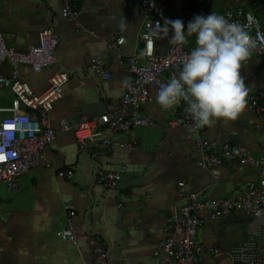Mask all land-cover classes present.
<instances>
[{"label": "crops", "instance_id": "crops-1", "mask_svg": "<svg viewBox=\"0 0 264 264\" xmlns=\"http://www.w3.org/2000/svg\"><path fill=\"white\" fill-rule=\"evenodd\" d=\"M141 1L73 0L78 8L75 26L60 16L62 0H0V35L6 47L23 53L37 43L42 29H51L58 41L57 64L38 74L28 66H19L21 79L40 93L56 71L68 74L63 97L49 114L57 138L47 148L43 164L17 179L19 193L5 195L0 188V264H91V248L82 241H59L56 233L61 230L101 237L109 264H155L153 251L165 239V219L178 207V183H184L187 192L209 187L211 197H230L259 179L257 170L232 161L211 170L197 167L198 158L191 156L192 141L180 129L163 127L166 120L186 113L183 102L163 110L154 97L153 102L141 107V115L156 121L157 129L136 128L133 138L101 130L102 136L85 152L78 150L72 133L59 130L61 119L74 125L82 117L96 120L118 111L128 80L126 62L141 49ZM252 1L261 3V9L254 13L260 17L264 33V0ZM190 7H202L206 15H222L230 8V0H224L221 7L217 0H204L202 4L192 0ZM193 18H186V26ZM122 20L126 23L123 30L119 27ZM118 37L125 42L104 58L110 79L103 81L91 71V61L95 52L104 50ZM170 46L167 39H157L155 53L165 54ZM183 46L190 51L195 46L194 37ZM11 72L7 63H0V76L7 77ZM241 75L250 91H264V57L250 59ZM151 93L154 96L153 89ZM16 107L11 93L0 90V119ZM202 137L244 147L254 157L264 156V119L247 108L235 121H217L203 128ZM105 138L116 146L104 145ZM132 141L130 150L119 146ZM122 166L126 170L116 190L108 191L95 180L98 171L116 172ZM58 172H71L73 177L60 178ZM65 204L71 207L73 217L64 209ZM248 222L242 213H233L218 221H207L197 230L201 244L222 253L212 259L205 256L207 264H234L228 251L245 241ZM259 246H264L263 238Z\"/></svg>", "mask_w": 264, "mask_h": 264}, {"label": "built area", "instance_id": "built-area-1", "mask_svg": "<svg viewBox=\"0 0 264 264\" xmlns=\"http://www.w3.org/2000/svg\"><path fill=\"white\" fill-rule=\"evenodd\" d=\"M200 4L204 0H198ZM192 0H142L141 17L142 33L139 36L141 49L129 57L125 66L128 77L118 111L101 115L96 120L82 117L74 125L65 119L59 121V130L72 133L77 148L85 152L102 131L111 135L122 134L133 138L136 128L157 129L158 123L150 117L141 115V107L153 102L157 90L162 84L177 75L182 68L185 56L190 52L184 46L171 45L165 54L155 53V32L157 22L163 25L164 20H181L186 28V18L193 15L206 16L202 7L191 8ZM261 9V3L252 0H230V8L222 15L230 21L239 22L245 30L256 38L252 56L264 57V39L257 34H264L255 11ZM60 16L72 21L77 26L78 8L73 0H62ZM123 37L114 38L104 50L94 53L90 69L99 79H110L105 69L104 58L108 52L124 44ZM58 41L51 29H42L37 35V43L29 45L21 53L5 46L0 35V63H7L12 72L9 76H0V90H8L14 97L17 107L9 109L8 115L0 119V185L8 192L19 193L17 179L37 169L45 160L47 148L57 138V131L50 125L49 114L62 99L63 89L68 83V74L56 71L48 80L47 88L34 92L19 76L17 68L28 66L38 74L48 67L57 64L55 50ZM154 90V96L151 93ZM247 109L264 119V91H249ZM192 125L190 116L181 112L175 119L166 120V129H180L187 140L192 141L191 156L197 157L196 165L202 170L219 168L225 162H235L259 172L256 182L247 183L237 196H209L207 187L200 192L185 191L184 183H178L177 204L173 215L165 219L163 231L165 239L153 251L155 264H207L205 256L217 258L222 253L213 247L200 243L196 232L207 221H218L233 213H242L249 219L245 228L244 242L232 246L228 257L234 264H264V246L259 240L264 239V156L254 157L244 147L231 146L228 143L206 141L202 130L197 133L189 131ZM100 129V130H98ZM234 134V133H233ZM106 146L112 144L111 139H102ZM130 144L119 145L132 149ZM126 166L116 172L98 171L95 180L108 191L116 190ZM58 177L72 178L73 174L58 172ZM217 178V177H215ZM65 210L73 217L71 207L65 204ZM0 217L2 210L0 207ZM61 242L76 244L79 241L91 248L94 261L91 264H109V254L99 236L77 235L70 230L56 233Z\"/></svg>", "mask_w": 264, "mask_h": 264}, {"label": "clouds", "instance_id": "clouds-1", "mask_svg": "<svg viewBox=\"0 0 264 264\" xmlns=\"http://www.w3.org/2000/svg\"><path fill=\"white\" fill-rule=\"evenodd\" d=\"M119 27H126L124 20ZM157 28L155 39L183 46L194 37L195 44L178 74L157 90L155 99L160 108L169 110L183 102L192 120V133L217 121L237 120L247 107L250 91L241 69L252 56L256 38L239 22L215 12L195 16L186 28L179 19H165L163 25L157 22ZM257 38L264 39V34L258 33Z\"/></svg>", "mask_w": 264, "mask_h": 264}, {"label": "rangeland", "instance_id": "rangeland-1", "mask_svg": "<svg viewBox=\"0 0 264 264\" xmlns=\"http://www.w3.org/2000/svg\"><path fill=\"white\" fill-rule=\"evenodd\" d=\"M208 3V2H207ZM217 3L219 4V6L221 7L224 4V0H217ZM259 21H260V17H258ZM187 22V21H186ZM2 190V193L9 194V192L6 190V188L4 186L0 187Z\"/></svg>", "mask_w": 264, "mask_h": 264}]
</instances>
